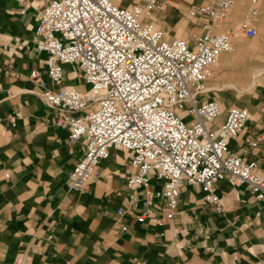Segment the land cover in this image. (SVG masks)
<instances>
[{"label": "crops", "instance_id": "obj_1", "mask_svg": "<svg viewBox=\"0 0 264 264\" xmlns=\"http://www.w3.org/2000/svg\"><path fill=\"white\" fill-rule=\"evenodd\" d=\"M209 1L158 0L150 19L169 38L194 46L207 30L193 12ZM50 2L0 0V264H14L20 256L26 264H264V202L239 182L216 184L220 211L205 201L199 185L182 186L177 213L168 219L167 201L157 196L165 182L154 177L148 189L152 203L140 202L119 218L135 170L131 153L113 148L97 167L99 177L82 190L70 189L67 177L83 158L82 143H72L69 132L53 122L30 77L37 69L50 89L61 87L51 82L47 53L37 47L44 41L36 36L39 17ZM252 7L258 9L250 22L257 35L248 37L240 27ZM213 30L231 33L234 48L211 68L202 99L223 106L213 127L232 106L249 110L246 128L230 147L264 173V0H236L227 20ZM259 35L257 49L245 46V38ZM73 66H65L64 83L85 90L83 75ZM250 139L258 145L251 147ZM136 195L143 199V190Z\"/></svg>", "mask_w": 264, "mask_h": 264}, {"label": "built area", "instance_id": "obj_2", "mask_svg": "<svg viewBox=\"0 0 264 264\" xmlns=\"http://www.w3.org/2000/svg\"><path fill=\"white\" fill-rule=\"evenodd\" d=\"M235 1L210 0L194 10L204 19L207 33L192 46L185 39L169 38L150 19L158 0L146 5L51 0L39 17L36 36L44 41L37 47L47 53L51 82L61 87L50 89L37 69L30 77L41 88L53 122L69 132L72 143H82L83 158L67 177L70 189L82 190L99 177L98 165L116 148L131 153L135 170L128 177L132 192L118 209L119 218L140 202L152 203L154 195L148 189L154 177L165 182L157 196L167 201L168 219L177 213L184 185H199L205 201L218 211L222 198L216 184L224 179L246 185L257 201L264 202V173L230 147L246 128L249 110L232 106L225 121L213 127L223 106L202 99L211 68L234 48L231 33L213 29L227 20ZM257 15L252 7L240 27L242 34L257 35L250 23ZM67 65L81 71L85 90L64 83ZM249 145L256 147L258 139H250ZM140 189L143 199L136 195ZM14 264H26V257Z\"/></svg>", "mask_w": 264, "mask_h": 264}, {"label": "rangeland", "instance_id": "obj_3", "mask_svg": "<svg viewBox=\"0 0 264 264\" xmlns=\"http://www.w3.org/2000/svg\"><path fill=\"white\" fill-rule=\"evenodd\" d=\"M116 2L117 3H119L120 1L119 0H116ZM132 4H134V3H132ZM132 4H130V5H132ZM135 4H140V3H135ZM128 5V4H127ZM141 5H143V4H141ZM260 36L261 35H259L257 38H255V39H249V38H245V46L246 47H249V48H252V49H257L258 47H259V45H260ZM74 70L75 69H78V67L76 66V65H74L73 67H72ZM82 76V75H81ZM87 88V87H86Z\"/></svg>", "mask_w": 264, "mask_h": 264}]
</instances>
